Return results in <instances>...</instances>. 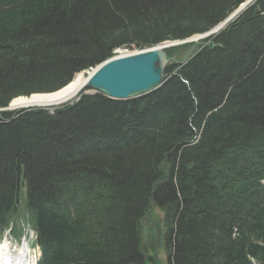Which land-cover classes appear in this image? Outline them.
<instances>
[{
    "label": "trees",
    "instance_id": "trees-1",
    "mask_svg": "<svg viewBox=\"0 0 264 264\" xmlns=\"http://www.w3.org/2000/svg\"><path fill=\"white\" fill-rule=\"evenodd\" d=\"M245 1L0 0V107L58 91L119 48L206 33ZM164 80L131 100L0 114V229L21 235L26 187L40 264H145L154 204L169 264H264V0Z\"/></svg>",
    "mask_w": 264,
    "mask_h": 264
},
{
    "label": "water",
    "instance_id": "water-1",
    "mask_svg": "<svg viewBox=\"0 0 264 264\" xmlns=\"http://www.w3.org/2000/svg\"><path fill=\"white\" fill-rule=\"evenodd\" d=\"M255 1L256 0H246L226 20L206 33L183 40L166 41L153 47L130 54L115 56L106 60L89 72L83 88L79 91L77 96L68 102L53 107H13L12 104L15 99L24 97L20 96L13 99L7 107H0V114L2 112H13L17 117L22 111L36 108L54 111L59 107L75 102L82 94L100 93L113 100L120 101L131 100L150 94L164 83V77L168 68L178 63L184 64L192 57V54H188V56L184 57L183 61H180L177 56L169 55L168 48L185 43H194L197 40L203 42V40L212 37L214 34L219 33L222 29L227 27ZM58 91L51 93H56ZM155 206L154 204L141 221L143 227V247L157 250L163 245L164 234L161 225L151 218V211ZM145 257V264H152L147 253H145Z\"/></svg>",
    "mask_w": 264,
    "mask_h": 264
},
{
    "label": "bare ground",
    "instance_id": "bare-ground-1",
    "mask_svg": "<svg viewBox=\"0 0 264 264\" xmlns=\"http://www.w3.org/2000/svg\"><path fill=\"white\" fill-rule=\"evenodd\" d=\"M200 35V34H198ZM196 36V35H194ZM192 36V37H194ZM190 37V38H192ZM119 54V53H118ZM87 76L85 73L77 74L73 80L59 90L56 93L51 94H32L30 96H24L17 98L13 101L12 106L17 108H22L26 106L30 107H53L56 105H61L65 102L70 101L73 99L79 91L85 85Z\"/></svg>",
    "mask_w": 264,
    "mask_h": 264
},
{
    "label": "rangeland",
    "instance_id": "rangeland-1",
    "mask_svg": "<svg viewBox=\"0 0 264 264\" xmlns=\"http://www.w3.org/2000/svg\"><path fill=\"white\" fill-rule=\"evenodd\" d=\"M199 44H200V42H199V40H197L196 42L193 43V45H191L187 49L183 50L181 57H178L179 60L183 61L184 57H186V56H188V54H192L194 51H196ZM128 50L132 52V51H137L138 49L134 48L133 50H130V49H128ZM126 52H127L126 49H122L120 51V54L126 53ZM85 72L86 71L81 72V73H85ZM88 73L89 72H86L85 74L88 75ZM36 107H39V106H36ZM23 190L25 191V187ZM25 197H26V194L25 193L23 194V192H22L20 205H21V213H22L23 222L20 224V227L23 228V233H25L26 236L28 235V236L32 237V243H34L33 234L31 232L32 230L27 225V210L25 209V207H26ZM22 205H24V206H22ZM152 217L155 221L160 222L161 218L163 217V212L160 209H156L155 211L152 212ZM34 240H35V237H34ZM36 252H39V250H36ZM148 253H149V256H152V255L155 256V253L153 251L152 252L148 251ZM157 257L159 259V264H169L168 254H167V251H166L164 246L159 248L158 253H157Z\"/></svg>",
    "mask_w": 264,
    "mask_h": 264
},
{
    "label": "flooded vegetation",
    "instance_id": "flooded-vegetation-1",
    "mask_svg": "<svg viewBox=\"0 0 264 264\" xmlns=\"http://www.w3.org/2000/svg\"><path fill=\"white\" fill-rule=\"evenodd\" d=\"M163 247V246H162ZM148 251H153L154 253H155V256H149V253H148V256L150 257V260H151V262L153 263V264H159V259H158V257H157V253H158V251L156 250V249H152V250H148ZM156 258V259H155ZM158 260V261H157Z\"/></svg>",
    "mask_w": 264,
    "mask_h": 264
}]
</instances>
